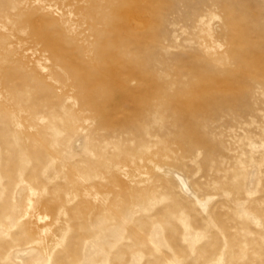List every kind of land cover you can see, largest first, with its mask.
I'll use <instances>...</instances> for the list:
<instances>
[{
  "label": "rangeland",
  "instance_id": "obj_1",
  "mask_svg": "<svg viewBox=\"0 0 264 264\" xmlns=\"http://www.w3.org/2000/svg\"><path fill=\"white\" fill-rule=\"evenodd\" d=\"M0 264H264V0H0Z\"/></svg>",
  "mask_w": 264,
  "mask_h": 264
},
{
  "label": "bare ground",
  "instance_id": "obj_2",
  "mask_svg": "<svg viewBox=\"0 0 264 264\" xmlns=\"http://www.w3.org/2000/svg\"><path fill=\"white\" fill-rule=\"evenodd\" d=\"M183 184H185V186H187L186 182L183 180V178H181Z\"/></svg>",
  "mask_w": 264,
  "mask_h": 264
}]
</instances>
